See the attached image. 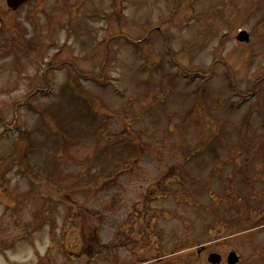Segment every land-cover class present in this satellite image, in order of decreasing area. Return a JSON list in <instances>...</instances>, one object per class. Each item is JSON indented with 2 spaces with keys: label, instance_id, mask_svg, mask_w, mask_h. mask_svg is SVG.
<instances>
[{
  "label": "rangeland",
  "instance_id": "obj_1",
  "mask_svg": "<svg viewBox=\"0 0 264 264\" xmlns=\"http://www.w3.org/2000/svg\"><path fill=\"white\" fill-rule=\"evenodd\" d=\"M232 251L264 264V0H0V264Z\"/></svg>",
  "mask_w": 264,
  "mask_h": 264
},
{
  "label": "water",
  "instance_id": "obj_2",
  "mask_svg": "<svg viewBox=\"0 0 264 264\" xmlns=\"http://www.w3.org/2000/svg\"><path fill=\"white\" fill-rule=\"evenodd\" d=\"M30 0H7V5L12 8L13 10H18L21 6L24 4L28 3ZM242 36V38H241ZM242 40H249V35L246 32H243L242 34L239 35V39ZM239 256L235 252H231L229 257H228V264H236L239 262ZM209 261L213 264H219L222 261V256L217 253H212L209 256Z\"/></svg>",
  "mask_w": 264,
  "mask_h": 264
},
{
  "label": "flooded vegetation",
  "instance_id": "obj_3",
  "mask_svg": "<svg viewBox=\"0 0 264 264\" xmlns=\"http://www.w3.org/2000/svg\"><path fill=\"white\" fill-rule=\"evenodd\" d=\"M224 259V258H223Z\"/></svg>",
  "mask_w": 264,
  "mask_h": 264
}]
</instances>
